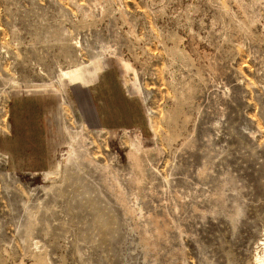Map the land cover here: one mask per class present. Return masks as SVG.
I'll return each instance as SVG.
<instances>
[{
  "label": "rangeland",
  "instance_id": "rangeland-1",
  "mask_svg": "<svg viewBox=\"0 0 264 264\" xmlns=\"http://www.w3.org/2000/svg\"><path fill=\"white\" fill-rule=\"evenodd\" d=\"M0 264H264V0H0Z\"/></svg>",
  "mask_w": 264,
  "mask_h": 264
}]
</instances>
